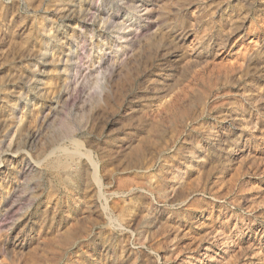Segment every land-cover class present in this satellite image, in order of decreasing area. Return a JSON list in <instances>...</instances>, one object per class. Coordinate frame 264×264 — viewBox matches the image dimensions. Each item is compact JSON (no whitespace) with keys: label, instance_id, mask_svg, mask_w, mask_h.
Masks as SVG:
<instances>
[{"label":"rangeland","instance_id":"rangeland-1","mask_svg":"<svg viewBox=\"0 0 264 264\" xmlns=\"http://www.w3.org/2000/svg\"><path fill=\"white\" fill-rule=\"evenodd\" d=\"M0 264H264V0H0Z\"/></svg>","mask_w":264,"mask_h":264},{"label":"bare ground","instance_id":"bare-ground-1","mask_svg":"<svg viewBox=\"0 0 264 264\" xmlns=\"http://www.w3.org/2000/svg\"><path fill=\"white\" fill-rule=\"evenodd\" d=\"M65 168V167H64Z\"/></svg>","mask_w":264,"mask_h":264}]
</instances>
